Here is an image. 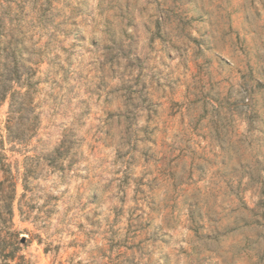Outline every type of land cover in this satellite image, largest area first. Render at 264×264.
<instances>
[{
	"label": "rangeland",
	"instance_id": "374dc122",
	"mask_svg": "<svg viewBox=\"0 0 264 264\" xmlns=\"http://www.w3.org/2000/svg\"><path fill=\"white\" fill-rule=\"evenodd\" d=\"M9 77L31 264H264V0H0Z\"/></svg>",
	"mask_w": 264,
	"mask_h": 264
},
{
	"label": "trees",
	"instance_id": "16d2710c",
	"mask_svg": "<svg viewBox=\"0 0 264 264\" xmlns=\"http://www.w3.org/2000/svg\"><path fill=\"white\" fill-rule=\"evenodd\" d=\"M12 73H16V69L12 68ZM17 79L7 78L6 80H2L0 82V101L8 100V117L6 119V129L8 131V136L11 139L18 140L23 137L25 132H21V134H12L11 126H9V122L12 119V115L15 112H18L20 108L16 107V98L15 95L18 94L21 98L20 104L28 105L31 102L29 97V90H25L24 92L15 91L12 89L13 81ZM2 140L0 139V173L4 177L7 182V191L2 199L4 202L2 215V224L3 226L0 228L4 232L0 234V264H31L28 259H26L25 255L21 252L20 239L18 236V231L12 228V207L11 203L15 196V183L14 178L10 170L9 164L6 162V157L2 152ZM27 174V169L24 172V176ZM24 189L26 188L25 179L23 184ZM20 213L21 210H20Z\"/></svg>",
	"mask_w": 264,
	"mask_h": 264
}]
</instances>
